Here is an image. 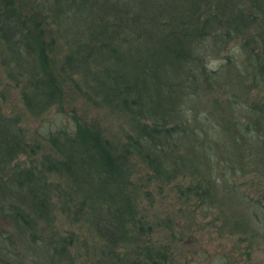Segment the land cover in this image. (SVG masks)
I'll use <instances>...</instances> for the list:
<instances>
[{"label":"trees","instance_id":"obj_1","mask_svg":"<svg viewBox=\"0 0 264 264\" xmlns=\"http://www.w3.org/2000/svg\"><path fill=\"white\" fill-rule=\"evenodd\" d=\"M0 57L48 148L0 103V264H71L58 211L105 264H165L138 226V164L159 191L185 182L179 199L219 230L264 240V0H0ZM64 82L117 117L115 139L61 114ZM241 202L240 219L225 215Z\"/></svg>","mask_w":264,"mask_h":264},{"label":"rangeland","instance_id":"obj_2","mask_svg":"<svg viewBox=\"0 0 264 264\" xmlns=\"http://www.w3.org/2000/svg\"><path fill=\"white\" fill-rule=\"evenodd\" d=\"M54 34L53 29L52 35ZM47 55L50 58L53 72L63 78L59 67L62 57L59 41L48 46ZM2 62V57H0L1 110L6 116L19 118L21 126L26 131L27 140L38 142L41 151L47 152L46 143L36 137L35 131L40 124V119H32L24 109L21 93L8 77V69L3 66ZM15 70L13 76L17 75V69ZM63 89L61 104L64 112L61 113L62 115L73 110L87 123L94 120L103 134L115 139L119 130V121L115 115L104 107L91 106L83 97L75 94L72 86L66 82L63 83ZM53 112L51 111L50 115H45L44 118L49 119ZM38 157L35 158L38 159ZM138 169L137 176L134 177V185L140 189L136 197L141 202L139 211L142 215L138 226L141 223L151 225L153 230L151 236L148 237V243L151 248H162L163 245L166 247L165 264H264V240L256 235L251 237L252 230L244 234L241 232L230 234L228 231L219 230L217 226L220 222L215 221L213 215H207L199 207H193L192 201L186 202L182 198L179 199L176 183L182 188L185 182L175 181L169 185H161V191H159L157 184L151 181L145 168L143 169L138 164ZM60 198L64 200L62 195ZM249 209L241 202L236 209L230 207L225 209L224 213L231 218L237 215L236 218L240 219V215ZM56 215L55 226L59 233L63 236L71 234L77 240L70 250L71 264H105L99 256L100 242L97 243L90 231H86L82 222L67 220L59 214V211ZM136 242H133V245L127 243L126 247L124 245L121 248V254L123 252L126 257L132 259L131 256L134 254L130 252ZM138 244L141 246L142 242L139 241Z\"/></svg>","mask_w":264,"mask_h":264}]
</instances>
